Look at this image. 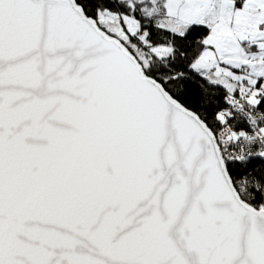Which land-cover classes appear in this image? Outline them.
Wrapping results in <instances>:
<instances>
[{"label": "snow or ice", "instance_id": "1", "mask_svg": "<svg viewBox=\"0 0 264 264\" xmlns=\"http://www.w3.org/2000/svg\"><path fill=\"white\" fill-rule=\"evenodd\" d=\"M0 264H264V0H0Z\"/></svg>", "mask_w": 264, "mask_h": 264}]
</instances>
